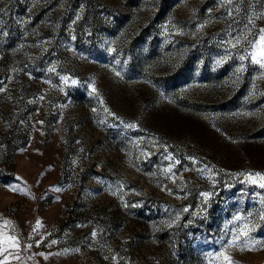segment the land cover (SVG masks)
Segmentation results:
<instances>
[{"label":"rangeland","instance_id":"1","mask_svg":"<svg viewBox=\"0 0 264 264\" xmlns=\"http://www.w3.org/2000/svg\"><path fill=\"white\" fill-rule=\"evenodd\" d=\"M261 30L264 0H0V264H264Z\"/></svg>","mask_w":264,"mask_h":264},{"label":"snow or ice","instance_id":"2","mask_svg":"<svg viewBox=\"0 0 264 264\" xmlns=\"http://www.w3.org/2000/svg\"><path fill=\"white\" fill-rule=\"evenodd\" d=\"M258 39H259V43H256L255 47L260 50V53H259L260 56L264 57V30H261V35L259 36ZM242 59H243V57H242ZM252 59L257 63L260 62L259 60L256 59V53H252ZM262 178H264V177H262ZM261 187H264V184H262ZM244 235H247V233L245 232ZM226 259H227V257H226Z\"/></svg>","mask_w":264,"mask_h":264}]
</instances>
